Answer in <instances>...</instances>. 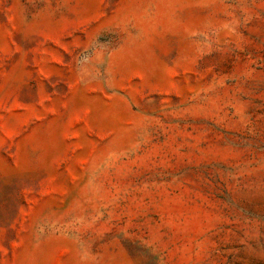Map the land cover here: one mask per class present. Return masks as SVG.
Here are the masks:
<instances>
[{
    "label": "rangeland",
    "instance_id": "1",
    "mask_svg": "<svg viewBox=\"0 0 264 264\" xmlns=\"http://www.w3.org/2000/svg\"><path fill=\"white\" fill-rule=\"evenodd\" d=\"M0 264H264V0H0Z\"/></svg>",
    "mask_w": 264,
    "mask_h": 264
}]
</instances>
